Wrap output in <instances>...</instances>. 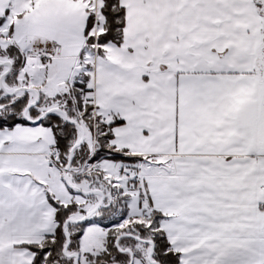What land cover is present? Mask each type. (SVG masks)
Segmentation results:
<instances>
[{"label": "snow or ice", "instance_id": "6c2138e0", "mask_svg": "<svg viewBox=\"0 0 264 264\" xmlns=\"http://www.w3.org/2000/svg\"><path fill=\"white\" fill-rule=\"evenodd\" d=\"M0 264H264V0H0Z\"/></svg>", "mask_w": 264, "mask_h": 264}]
</instances>
